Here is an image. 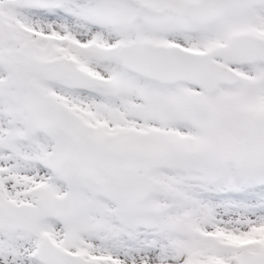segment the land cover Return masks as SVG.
Segmentation results:
<instances>
[{
	"label": "snow or ice",
	"instance_id": "snow-or-ice-1",
	"mask_svg": "<svg viewBox=\"0 0 264 264\" xmlns=\"http://www.w3.org/2000/svg\"><path fill=\"white\" fill-rule=\"evenodd\" d=\"M0 264H264V0H0Z\"/></svg>",
	"mask_w": 264,
	"mask_h": 264
}]
</instances>
